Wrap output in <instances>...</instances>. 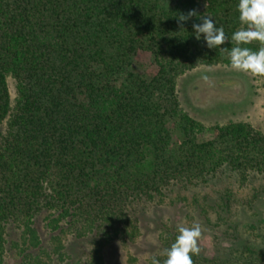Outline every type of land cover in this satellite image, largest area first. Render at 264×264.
<instances>
[{
  "label": "trees",
  "instance_id": "trees-1",
  "mask_svg": "<svg viewBox=\"0 0 264 264\" xmlns=\"http://www.w3.org/2000/svg\"><path fill=\"white\" fill-rule=\"evenodd\" d=\"M237 5L0 0V264H106L104 247L133 242L145 207L159 205L168 190L208 183L225 169L241 184L264 175V132L245 121L207 127L182 108L176 89L187 70L229 64L203 34L196 40L192 24L200 20L181 28L179 14L211 16L229 38L220 47L230 50L241 27ZM140 51L156 64L148 78L133 69ZM256 198L255 191L243 203L252 207ZM234 201L226 191L210 208L225 221ZM177 234H160L158 259ZM69 236L91 240L84 261L74 260ZM192 258L264 264V247L246 245L232 260L203 252Z\"/></svg>",
  "mask_w": 264,
  "mask_h": 264
},
{
  "label": "rangeland",
  "instance_id": "rangeland-1",
  "mask_svg": "<svg viewBox=\"0 0 264 264\" xmlns=\"http://www.w3.org/2000/svg\"><path fill=\"white\" fill-rule=\"evenodd\" d=\"M133 69L145 77L156 72L150 52L136 55ZM207 77V80L204 79ZM11 97L15 96L13 79H8ZM176 89L181 106L204 125L245 121L264 132V76L230 70L225 65L197 66L176 78ZM202 137H207L205 134ZM241 184L235 172L219 171L208 183L197 186H176L167 191L159 205L148 204L140 217V233L133 242L113 241L103 249L106 264H150V257L160 251V234L179 225L202 226L199 240L201 252L222 259H234L247 247H264V175H249ZM228 191L232 202L231 214L220 220L210 208ZM257 198L252 207L244 204L254 192ZM202 208L206 210L205 214ZM209 217V224L206 221ZM254 224V227L249 225ZM42 241L48 244V235L40 219L37 222ZM74 260L87 257L91 240L65 239ZM244 255L247 252H243ZM9 259V257H8ZM11 262V260L9 259Z\"/></svg>",
  "mask_w": 264,
  "mask_h": 264
},
{
  "label": "clouds",
  "instance_id": "clouds-1",
  "mask_svg": "<svg viewBox=\"0 0 264 264\" xmlns=\"http://www.w3.org/2000/svg\"><path fill=\"white\" fill-rule=\"evenodd\" d=\"M238 20L241 27L231 35L234 44L231 49L220 47L229 41L223 26H217L211 16H197L195 9L178 16L177 23L183 27L193 17H197L200 23H193L192 28L196 40H200L201 34L208 49H217L226 52L230 70L250 74L253 77L264 76V0H238ZM253 42L259 43L258 50L253 51L246 45ZM207 80V77H204ZM177 236L169 248L164 249L160 255L161 261L156 256L150 257V264H194L193 255H200L199 240L202 236V226L195 223L190 227L179 225Z\"/></svg>",
  "mask_w": 264,
  "mask_h": 264
}]
</instances>
